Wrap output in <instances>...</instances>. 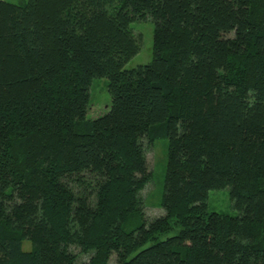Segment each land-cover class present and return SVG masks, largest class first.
I'll use <instances>...</instances> for the list:
<instances>
[{"label": "trees", "instance_id": "obj_1", "mask_svg": "<svg viewBox=\"0 0 264 264\" xmlns=\"http://www.w3.org/2000/svg\"><path fill=\"white\" fill-rule=\"evenodd\" d=\"M148 18L151 60L125 68ZM221 189L234 214L208 211ZM111 259L264 264V0H0V264Z\"/></svg>", "mask_w": 264, "mask_h": 264}, {"label": "rangeland", "instance_id": "obj_2", "mask_svg": "<svg viewBox=\"0 0 264 264\" xmlns=\"http://www.w3.org/2000/svg\"><path fill=\"white\" fill-rule=\"evenodd\" d=\"M17 3L25 0H2ZM135 32L140 34V49L126 64L125 68H133L137 65L146 64L151 60L152 49V21L148 18L143 21L133 23ZM110 97L106 91V79L97 77L91 80L89 86V108L88 118H96L101 115L109 106ZM166 152V140H157L147 146L146 160L152 176L150 181L144 186L141 195L144 199V211L147 216H154L161 211L159 206L161 183L164 172ZM208 211L226 212L234 214L230 202L227 198V190H214L207 199ZM162 212V211H161ZM30 243L23 242V250H29ZM109 264H114L113 259Z\"/></svg>", "mask_w": 264, "mask_h": 264}]
</instances>
